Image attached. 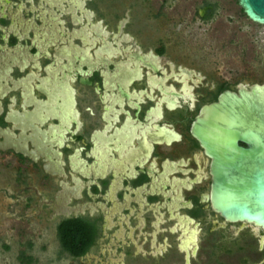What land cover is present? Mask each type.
Instances as JSON below:
<instances>
[{
    "label": "flooded vegetation",
    "instance_id": "af4514ba",
    "mask_svg": "<svg viewBox=\"0 0 264 264\" xmlns=\"http://www.w3.org/2000/svg\"><path fill=\"white\" fill-rule=\"evenodd\" d=\"M142 32L135 2L0 0V157L28 175L24 212L68 264H264L262 225L213 209L194 132L221 94L264 81ZM258 149L239 141L234 163L264 195Z\"/></svg>",
    "mask_w": 264,
    "mask_h": 264
},
{
    "label": "rangeland",
    "instance_id": "374dc122",
    "mask_svg": "<svg viewBox=\"0 0 264 264\" xmlns=\"http://www.w3.org/2000/svg\"><path fill=\"white\" fill-rule=\"evenodd\" d=\"M121 1L138 4L143 36L161 40L173 57L227 78L253 74L264 81V26L250 22L235 0ZM204 6L212 7L211 16L197 15ZM28 181L24 169L0 157V264H24L22 256L31 264H68L55 238L24 212Z\"/></svg>",
    "mask_w": 264,
    "mask_h": 264
},
{
    "label": "water",
    "instance_id": "95a60500",
    "mask_svg": "<svg viewBox=\"0 0 264 264\" xmlns=\"http://www.w3.org/2000/svg\"><path fill=\"white\" fill-rule=\"evenodd\" d=\"M235 1L250 22L264 26V0ZM212 11L211 6H206L198 9L197 15L209 17ZM194 132L213 158V209L229 221L245 220L264 228V195L256 193L252 176L239 180L234 163L239 141L258 146L260 160H264V84H254L249 91H239L238 95L221 94L216 103L201 110ZM225 151L226 163L222 156ZM196 249L195 245L193 255Z\"/></svg>",
    "mask_w": 264,
    "mask_h": 264
},
{
    "label": "trees",
    "instance_id": "16d2710c",
    "mask_svg": "<svg viewBox=\"0 0 264 264\" xmlns=\"http://www.w3.org/2000/svg\"><path fill=\"white\" fill-rule=\"evenodd\" d=\"M67 249H69V248H67ZM22 260L24 261V264H31V262H32L31 257L22 256Z\"/></svg>",
    "mask_w": 264,
    "mask_h": 264
}]
</instances>
